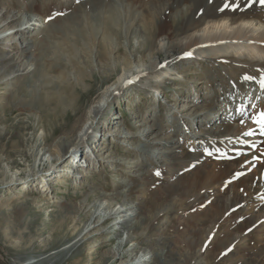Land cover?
<instances>
[{"label":"rangeland","instance_id":"1","mask_svg":"<svg viewBox=\"0 0 264 264\" xmlns=\"http://www.w3.org/2000/svg\"><path fill=\"white\" fill-rule=\"evenodd\" d=\"M129 1L0 0V52L4 48L6 55L0 59V179L8 160L15 162L11 170L25 169L21 179L0 185V264H264V218H258V199L244 194L245 202L226 205L229 215L224 213L222 226L217 222L214 229L210 227L216 216L208 220L204 215L212 189L202 188L183 202L158 205L152 199L156 190L164 193L193 166L167 146L195 138L200 141L198 153L222 139L220 132L226 134L227 126L232 136L254 127L251 95L264 101V89L245 77L254 78L260 67L232 56L186 55L191 49L175 57L173 31L198 10L196 0H190L189 8L184 5L182 15L175 12L165 20L172 33L169 42L154 35L152 41L145 39L164 21L160 7L168 0H132L134 7ZM153 3L159 7L154 12ZM7 13L14 22L3 18ZM56 18L78 39L77 57L60 51L40 60L39 40L56 28ZM14 26L23 29L25 40L22 34H11ZM88 31L94 44L85 43ZM51 39L56 44L62 40L57 34ZM106 46L110 55L101 59L99 52ZM47 64L51 67L42 74ZM73 64H79L83 77L70 67ZM157 70L162 74L152 77ZM127 74L130 80L93 113L89 103L102 87ZM64 86L77 96V106L72 110L60 102L56 112L51 101ZM234 100L245 102L236 121L229 119ZM53 112L66 114L69 125L77 124L69 133L72 141L84 124L90 128L86 140H76L80 165L72 161V145L66 142L61 161L52 167L56 172L44 176L42 165L47 169L48 164L39 166L40 156L34 160L32 153L45 152L43 137L52 129L51 121L40 125L41 116ZM218 117H228L223 121L231 123L220 127ZM58 118L53 124L58 133H51V142L64 136V121ZM207 156L202 162L220 160ZM257 157H252L253 164ZM65 164H71L69 172ZM246 171L255 176L257 167ZM32 176L30 184L24 183ZM250 219L256 222L235 231Z\"/></svg>","mask_w":264,"mask_h":264},{"label":"bare ground","instance_id":"2","mask_svg":"<svg viewBox=\"0 0 264 264\" xmlns=\"http://www.w3.org/2000/svg\"><path fill=\"white\" fill-rule=\"evenodd\" d=\"M195 2L198 5V10L192 16H189L187 20H183L181 28L179 29V31L177 30L178 32L173 31L175 32V34L172 35V37L174 36L175 42H172L171 47L172 50H174L173 52L175 54V57H179V55H185L191 49L192 52L190 53V55L199 57L200 59L204 57H208L207 59H218L221 56H232L235 60H240V62L243 61L242 59H247L251 66L257 65V67H260V70L257 71L255 77L252 78L249 83H253L256 87L264 89V87L261 86V81L264 80V8H260L261 6L264 7V5L261 4L260 0H196ZM134 3L132 0H130L128 4L134 7ZM190 3V0H168L163 5H161L160 9L163 8L164 13L166 15L163 16L164 21L162 23L160 22L159 25L155 26L154 31L150 35L146 34L145 39L147 41H152L153 38L151 36L154 35L160 41L167 40L169 42L170 35L172 33L170 34L169 26L166 23L167 19H169L170 15L175 12L177 14H179L178 12H180V15H182L184 13V11L182 10L184 9V5L188 7ZM157 8L159 9V7H157V4L153 3V5L151 6L152 11L154 12ZM3 18H9L10 22L14 20V17L8 13L5 16L3 15ZM1 20V22L4 21V19L2 18ZM55 22L56 28L48 29L47 31H45L44 35L42 34L43 36H41V39L39 40L38 50L40 52V60L42 58L45 59V57L49 54H57L60 51L68 54L71 58H74L76 56L75 50L79 45L78 39L71 37L68 34L69 29L61 19L56 18ZM53 30L55 31L53 32ZM13 33L15 36L21 34L23 35L24 32L21 27L14 26L11 31V34ZM55 34L59 35V38L62 39L60 41H57L58 44L52 43L50 41L52 35ZM21 38L22 41L25 40L24 35L21 36ZM84 40L86 44H94L95 37L92 32L88 31L87 34L84 36ZM154 40L157 39L154 38ZM92 46L93 45H91V47ZM167 47H170L169 43ZM4 51L5 49L1 48L0 59L2 60L6 56ZM99 55L101 59H106V57L110 55L108 47L106 46L105 48H102L101 52H99ZM7 58L8 57H6V59ZM78 65L73 64L70 65V67L74 66L75 71L81 78L83 77V71H81V68ZM152 65L155 66L154 68L158 66L157 63H154ZM49 66L51 67V65L48 64L44 67L41 66L43 67V69H40L42 74H44L43 70H47ZM37 67L39 68V65ZM161 74L162 72H159L157 70L156 72H154V75L152 77L159 78ZM1 79L2 77L0 76V80ZM129 80L130 77L129 74H127L125 75L124 79H122L120 76H117L114 83L105 84L99 94H97V96L89 103V108L91 109V111L93 113L97 112V110L103 104L107 103L111 94H116L119 86L125 85ZM258 81H260L259 86ZM60 91L61 94L59 98L51 101V105L53 106L54 111H60V102H62L64 105L70 107L73 110L75 106H77V96H75V94L72 93L71 90L66 86L61 87ZM251 99H254L255 102L253 106L252 116H254V118L256 119L259 113L264 112V101H258L255 95H251ZM244 104L245 102L243 101L237 102L235 100L232 104H230V120H237V113H239L238 110H240ZM218 107L223 109L222 106ZM57 115L64 121L63 129H65L66 131L64 130L63 137H60L58 139L55 138L51 142V133L53 135L55 130L56 133H58V129L55 127L54 130L53 126L54 122L59 119ZM57 115L53 112L49 115L46 114L44 118L41 116L42 123H40V125L44 124V121H51L50 127L52 131L49 135H44L43 137V146L45 148V152L40 151L32 153L34 160L37 158V156H40V158H38V165H41V163L48 164L47 169H45L46 167L42 165V169L44 171L41 173H43L44 176L49 175L51 172H56L55 169H53L52 167L55 165V163L61 161L62 155L65 151L64 147L66 142H69L72 145L70 148V156H73L72 161L74 160L77 162V165H80V160L77 159V148L79 147V143H76V140H82L86 136V133L90 128V125L84 124L79 131L75 132L76 138L75 141H72L70 139L69 133L73 132V130L77 127V124L69 125L67 123L69 119L66 114L63 115L60 112V114L57 113ZM226 118L224 117L223 119ZM209 119L211 120V118H208V122ZM223 119L221 120L218 117V124H220V127L224 125L226 126L231 123L223 121ZM89 120H91V118ZM251 125H254L252 129L248 130L245 133H241L235 136H232V134H228V132L231 131V127L227 126L226 134L222 133V131L220 132L222 139H216L213 147H204L202 148L204 150L198 151V153H195V147L200 145V141L195 140V138L191 139L188 143L184 141L180 142L179 145L176 147L167 146L170 152L173 153V150L175 149L176 153L181 154L182 160L184 159L183 161L186 162L188 160H191L190 162L193 163V166L191 165L192 168H188L189 172H182V175H179L173 183L166 186L164 193H161V190L159 189V191H155L154 195L151 194L152 199L154 200L152 201L154 203H158V205L162 204V202L166 200L168 202L170 201L171 203L183 202L185 199L190 198L193 195L195 196L196 191L198 192L202 188H209L212 189V191H210L209 193L210 199H208V202L206 200V202H210V206L208 209L204 210V215L207 216L206 218H208V220H210L212 216H216V218L212 221V226L210 227V229L215 227L217 222L219 227L222 226L221 223L224 221L221 222V220H223V214L225 213L226 208L225 206L227 205L228 208H232L243 201L245 202L247 198H244V194L247 195L246 197L248 198L250 197L251 199H258V218H264V138L260 136L264 134H262V129L258 124L254 122ZM256 125H258V128H256ZM68 129L69 132H67ZM205 135H207V139L210 137V134ZM216 135L217 134H211V136L213 137H216ZM86 139L87 137L83 140ZM211 139L210 141H212ZM48 141L51 143L48 144ZM223 144H225V146H220ZM253 144H256L255 148L251 147ZM245 151H247L248 154L245 155ZM204 153H207V155H209L208 153H211L212 157L219 156L220 160L212 162L214 165H212L211 162H202L204 157H209ZM254 155H258L255 164H253L254 161H252V157ZM23 159L25 162L27 161L26 158ZM205 161H207V159H205ZM14 164L15 162H10L9 160L5 163L4 170L2 172L3 177L0 179V185L3 183L11 185L18 179H21V174L24 172L25 169L21 168L23 166L22 165L20 167V170H11L10 167ZM206 164H211V166L209 167ZM69 165L71 166V164L64 165L66 166V169L64 170L65 172H69L71 170ZM248 166L257 167V174L255 176L247 173L246 170L249 168ZM34 178L35 176H32L31 179L24 181V183L30 184V182H32ZM230 179H232V181L228 183ZM240 188L242 189V193L239 192ZM220 189H222L223 191H221ZM213 198H216L217 201H213ZM123 212L127 213L126 210H124ZM225 214L229 215L227 213ZM231 216L232 215H230L229 217ZM255 222L256 219L245 220L244 224H246L247 226L238 224L237 226L233 227L235 228V231L238 232L244 230L246 227H249V225H252ZM208 255H210V252L208 253Z\"/></svg>","mask_w":264,"mask_h":264},{"label":"snow or ice","instance_id":"3","mask_svg":"<svg viewBox=\"0 0 264 264\" xmlns=\"http://www.w3.org/2000/svg\"><path fill=\"white\" fill-rule=\"evenodd\" d=\"M260 2L262 5H264V0H260ZM58 15H63V13H58ZM186 55H190V53ZM245 79L250 80L252 77H245ZM261 86L264 87V80L261 81ZM254 122L261 127L262 134H264V112L259 113ZM208 154L211 155V153ZM157 175H159V173H157Z\"/></svg>","mask_w":264,"mask_h":264}]
</instances>
